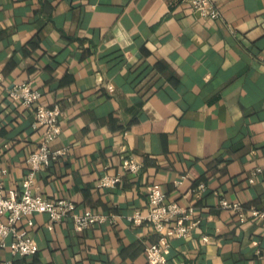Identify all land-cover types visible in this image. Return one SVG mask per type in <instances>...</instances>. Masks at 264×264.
<instances>
[{
  "label": "crops",
  "instance_id": "0c3cea01",
  "mask_svg": "<svg viewBox=\"0 0 264 264\" xmlns=\"http://www.w3.org/2000/svg\"><path fill=\"white\" fill-rule=\"evenodd\" d=\"M215 1L219 19L186 0H0L4 189H19L40 144L32 112L6 91L26 82L41 105L61 107L50 149L67 150L35 174L34 192L122 216L76 231L68 218L50 230L47 215L34 214L36 254L6 247L1 262L146 264L158 234L125 215L145 213L157 185L199 220L189 238L171 239V264H264V220L247 211L264 210V172L247 182L264 157V0ZM129 154L142 164L137 175L121 172ZM105 175L122 179L97 187ZM198 182L208 189L197 197ZM219 198L242 204L246 221Z\"/></svg>",
  "mask_w": 264,
  "mask_h": 264
},
{
  "label": "built area",
  "instance_id": "2783aa9c",
  "mask_svg": "<svg viewBox=\"0 0 264 264\" xmlns=\"http://www.w3.org/2000/svg\"><path fill=\"white\" fill-rule=\"evenodd\" d=\"M190 3L193 13L198 16H206L211 19H219L220 11L215 5V0H186ZM2 75H0V87ZM8 97L19 103L22 108L31 111L33 114V129H41V139L39 147L35 152L26 155L27 170L20 182L19 189L10 188L5 190L0 180V249H9L11 254L19 257H31L36 254L38 245L30 234L34 227L32 215L46 214L49 223L48 229L53 228V224L61 222L63 219H70L76 231H83L94 224L114 223L122 218L113 213H98L91 209L77 212L73 200L62 197L48 199L40 192H34L32 185L35 181L36 173L49 167L55 160L66 154V148L50 149L53 142L61 131L59 118L62 110L57 104L44 106L39 103L41 93L30 88L26 82H19L6 89ZM141 162L136 156L131 154L122 157L121 172L131 175L139 174ZM4 172L0 168V175ZM264 172V157L255 165L247 176V182L253 184L257 176ZM1 177V176H0ZM184 178V177H182ZM121 176L105 175L99 178L97 187H114L121 181ZM180 183V182H177ZM207 186L203 182H198L193 186L194 196H200L207 192ZM147 206L145 213L135 210L125 218L135 225L142 222L152 225L153 230L158 234L157 242L145 247L144 257L146 264H171L166 257V252L170 247V241L174 238H189L191 233L199 224V220L194 217V206H182L175 200H168L165 192L157 185H151L147 191ZM217 204L220 209H228L236 214V221L242 223L246 221V214L242 204L219 198ZM255 220H264V210L250 207L247 210ZM204 242H208L207 237H201ZM0 264H14L12 261H0Z\"/></svg>",
  "mask_w": 264,
  "mask_h": 264
}]
</instances>
